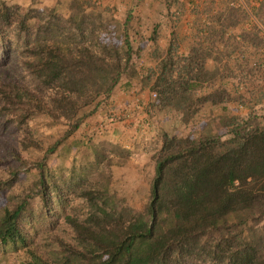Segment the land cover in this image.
<instances>
[{
  "label": "trees",
  "instance_id": "trees-1",
  "mask_svg": "<svg viewBox=\"0 0 264 264\" xmlns=\"http://www.w3.org/2000/svg\"><path fill=\"white\" fill-rule=\"evenodd\" d=\"M121 1L118 11L95 0H0V109L20 124L42 118L56 127L42 144L25 135L40 155L16 153L27 175L18 186V169L7 177L0 245H11L19 264H264V116L252 105L248 114L222 106L225 133L162 130L149 140L153 168L140 209L117 205L106 185L134 151L113 136L110 149L90 135L68 164L50 163L117 88L155 91L149 111L188 125L204 102L240 92L258 67L231 57L241 51L236 38L249 34L235 27L245 14L233 0L213 13L205 2L204 17L193 6L188 34L173 33L166 46L159 27L181 17L184 1ZM109 33L121 39L113 52L101 39Z\"/></svg>",
  "mask_w": 264,
  "mask_h": 264
},
{
  "label": "rangeland",
  "instance_id": "rangeland-1",
  "mask_svg": "<svg viewBox=\"0 0 264 264\" xmlns=\"http://www.w3.org/2000/svg\"><path fill=\"white\" fill-rule=\"evenodd\" d=\"M95 1L100 6H117L118 11H121V8H123L124 5V2L121 0ZM182 1H186L188 3L190 2L188 5H191L192 3L191 0ZM20 5L25 7L23 1ZM173 5L174 6H172L171 9L175 10L176 5ZM146 8L149 9V7ZM179 19H181V17ZM179 19H171L170 24H167L165 28L160 25L157 39L161 45L166 46L167 38L171 37L173 33L177 34L176 36L180 34L181 29L176 28ZM149 24L150 23L146 26V33L151 32V26ZM101 39L110 52H113L115 46L121 41L120 37L115 36L113 33L102 35ZM134 60L138 67H143L147 64V58L144 54L135 56ZM238 63L237 65H233V67L239 72L240 63ZM6 65L8 71L19 76V68L16 67L15 63L6 62ZM230 66V64L225 62L220 64V68L224 72L229 71ZM134 86L138 87L136 84ZM133 87L130 89H133ZM125 91L127 90L121 88L115 89L108 102H103L100 109L86 121V124L74 132L69 137L68 141L61 144L57 151L50 156V163L52 164V162L57 161L68 164V161H70L69 154L70 151L73 150V145L77 142L78 145L82 146L83 143L80 139L85 140L90 135L94 136L95 142L102 143L103 148L110 149L111 142L109 139L113 136L118 140V143L126 144L134 151L130 153L128 160H126L120 167L111 169L110 181L106 183V185L109 186L111 191H113L111 192L114 193L112 194V200L117 205H120V203L123 202L122 200L125 199L128 204L133 207V209H140L142 207V201L139 199V195L144 194L153 168L152 157L148 148L149 140L154 139L155 141L158 139L159 132L162 130L182 132L190 130L193 131V129H196L197 131H206L211 129L216 130L219 133H225L227 129V121L225 120L222 108L225 102L218 103L215 106H210L211 102H204L198 109L193 119H191L188 125H185V123L172 112L166 113L157 107L156 109H152V112L149 111L150 103L155 101L156 96L153 97L151 94L152 90L146 88L143 96H140L138 99L141 101H139V105H130V107L134 106V109L132 107L133 111L141 110V112H138H144L145 114L143 118L134 119L133 122H128L127 119H113L114 115L117 113V109H115L117 106L114 105V99L116 100L117 98H113V94L118 95V92L121 94ZM239 94L241 93L238 91L232 92V98L226 101L224 110L230 113L245 110V101L236 100V96ZM257 94H260V92H258V89L254 88L251 92L252 99H254ZM138 100L136 102H138ZM240 103H242V107L239 106ZM252 106L254 105L252 104ZM127 108H129V106ZM254 110L256 113H259L258 109L256 110V108H254ZM108 117H110V119H108ZM55 129L56 127L54 125H49L42 118L32 119L28 122V124H20L18 119L11 118L9 114H6L0 109V182L2 185L0 188V206L4 203V201H8V191L9 189L12 190L11 187L13 185L8 187L7 182L9 180L6 181L7 177H10L12 174V169H18L14 185L18 186L19 181H21V179L25 180V176L27 175L24 168H19L20 162L16 153L18 152L26 158L33 159L42 152L39 147L31 142H28L25 139V135H29L37 143L42 144V139L45 138V135ZM123 155L124 153L121 155H116L115 152L113 153L114 158H121ZM130 167L136 168L131 169ZM2 187L5 191H3ZM32 206H36L35 200L32 202ZM12 250L13 249L9 244L0 245V264H19L18 259L16 260Z\"/></svg>",
  "mask_w": 264,
  "mask_h": 264
},
{
  "label": "crops",
  "instance_id": "crops-1",
  "mask_svg": "<svg viewBox=\"0 0 264 264\" xmlns=\"http://www.w3.org/2000/svg\"><path fill=\"white\" fill-rule=\"evenodd\" d=\"M211 1L213 4L209 6L211 13L223 9L224 5H226V0H191V5H188L190 2L188 3L184 1V13L181 15V19H179V22L176 25V28L181 29L179 37H184L189 32V22L193 16L195 17V13L192 12L193 10H191V8L196 6L199 15L204 17V3H209ZM237 5L245 14V17L241 18L238 25L235 27L244 29V31L249 34L236 38L241 45V51L238 54L231 55V57H237L240 60L248 61L251 65H258L253 73H246L244 78L246 83L244 86L240 87V93L243 95V100L246 104L245 110L241 111V113L248 114L249 107L253 104V108H256V110L258 109L259 111L257 114L264 116V0H239ZM254 31L256 34L253 37L252 33ZM253 87L260 92V94H257L254 99H252L251 96V92L254 89ZM144 92L145 89L139 90V87H134L124 93L119 94L118 92V95L113 94V98H117L116 100L114 99V105L117 106L115 108L117 109V113L114 115L113 119H127L128 122H133L134 119H142L145 113H140L141 110H138L140 112L133 111L132 107L134 109V106L139 105L138 103L141 101L138 99L140 96H143ZM137 100L138 102H136ZM130 105L134 106L130 107ZM215 105L217 104L210 103V106ZM128 106L129 108H127ZM239 106L242 107V103H240ZM108 119H110V117H108ZM130 168L133 169L136 167Z\"/></svg>",
  "mask_w": 264,
  "mask_h": 264
},
{
  "label": "built area",
  "instance_id": "built-area-1",
  "mask_svg": "<svg viewBox=\"0 0 264 264\" xmlns=\"http://www.w3.org/2000/svg\"><path fill=\"white\" fill-rule=\"evenodd\" d=\"M231 3L237 5L239 3V0H233ZM263 32H264V29H263ZM151 94L153 95V97L156 96L155 91H152Z\"/></svg>",
  "mask_w": 264,
  "mask_h": 264
}]
</instances>
